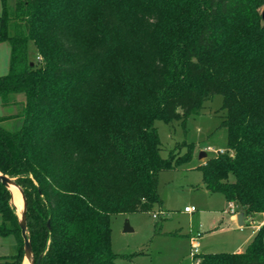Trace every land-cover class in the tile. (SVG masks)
Instances as JSON below:
<instances>
[{"label": "trees", "instance_id": "obj_1", "mask_svg": "<svg viewBox=\"0 0 264 264\" xmlns=\"http://www.w3.org/2000/svg\"><path fill=\"white\" fill-rule=\"evenodd\" d=\"M9 45L0 101V172L15 179L39 264H118L111 215L160 204L158 175L193 155H161L156 119L185 126L222 97L224 153L198 166L201 182L245 215L264 213V0H0ZM11 3V4H10ZM32 42L40 59L31 61ZM32 62V65L30 63ZM18 118L14 130L2 122ZM0 183V236L23 239ZM49 222V227L47 226ZM192 264H264V223L241 252Z\"/></svg>", "mask_w": 264, "mask_h": 264}, {"label": "rangeland", "instance_id": "obj_2", "mask_svg": "<svg viewBox=\"0 0 264 264\" xmlns=\"http://www.w3.org/2000/svg\"><path fill=\"white\" fill-rule=\"evenodd\" d=\"M263 8L264 6L260 10ZM35 53L37 54L36 49L30 41L28 56L31 61L39 60L40 56L37 54L35 57ZM8 59L9 45L5 41L0 42V75L7 72ZM23 98L19 94L15 97V103L7 106L0 102V115L18 113ZM221 104V95L215 94L203 104L197 114L187 118L185 126L180 120L167 123L159 118L154 121L162 144L163 157L171 149L179 156L184 155L187 150L186 143L194 145L193 155L176 169L159 173L157 191L160 204H153L148 212L111 215L112 250L116 253L135 254L131 259L118 258V264H192V235H196L199 224L202 225L198 237L199 254L233 252L242 234L250 231L251 222L242 229L230 226L226 222L228 215L224 216L219 225L223 229L215 230L214 227L218 226L222 218V210H229V205L221 193L208 192L205 189L198 169L202 161L215 155L209 151L206 157L199 158V150L207 146L215 150L226 149L227 132L224 127L219 126L224 116ZM19 122L18 118H11L1 124L6 129L14 130ZM185 207L190 212L186 213ZM236 209L240 212L238 206ZM15 212L17 214L18 209L15 208ZM154 214L156 217H153ZM126 224L132 231H123ZM16 247L17 240L14 235L0 236V256L14 253ZM20 264H27L23 257Z\"/></svg>", "mask_w": 264, "mask_h": 264}, {"label": "water", "instance_id": "obj_3", "mask_svg": "<svg viewBox=\"0 0 264 264\" xmlns=\"http://www.w3.org/2000/svg\"><path fill=\"white\" fill-rule=\"evenodd\" d=\"M261 19L264 22V8L261 10ZM30 65H32V62L30 63ZM202 157H206V153L203 150L199 153V158H202ZM0 183L3 186H5L9 191H10V188H9L10 185L16 186L18 188L20 194H21L22 208L17 213V216H18V220H19L20 233H21V236L23 239V252H24L23 258H24V260H27L29 262V264H39L40 263V257L35 260L33 252H32V248H31V243H30L28 233H27V226H26L27 202H26L24 193H23L22 189L17 185L14 178H11V177H9V176L1 173V172H0ZM10 194H11V191H10ZM10 202L17 209L15 204L12 202V194H11ZM243 217H244L243 212H239L237 214L238 225H243ZM47 226L49 227V222H47ZM123 231L124 232H130V231H132V228L129 227L128 224H126L123 228Z\"/></svg>", "mask_w": 264, "mask_h": 264}, {"label": "crops", "instance_id": "obj_4", "mask_svg": "<svg viewBox=\"0 0 264 264\" xmlns=\"http://www.w3.org/2000/svg\"><path fill=\"white\" fill-rule=\"evenodd\" d=\"M1 5V3H0ZM4 42V41H3ZM34 56L36 57L37 54L35 53ZM9 60V59H8ZM9 62V61H8ZM1 102V101H0ZM4 115H13L11 113L9 114H4ZM9 130V129H8ZM203 149L198 151V154L202 151ZM199 157V156H198ZM204 163V161H202V164ZM159 176V175H158ZM208 191V190H207ZM210 192V191H208ZM227 204H229L227 202ZM186 208V207H185ZM184 208V209H185ZM186 213H188L187 211H185ZM222 218L220 220V223L218 224V226L214 227L215 230H220L223 229V227H220L219 225L221 224V222H223V218L225 215H228V217L226 218V222L230 225V226H235V227H239L240 229H242L243 227H247L248 222H251V227H250V231L247 233H245L244 235L242 234V236L238 239L237 242V247H235V249L233 250V252H241L245 249V247L249 244V242L252 240L253 236L255 235L256 231L258 230L259 226L262 225L264 223V213H255L253 215H245L243 217V225H238L237 223V214L239 212H236L235 214H231L229 212V210L223 209L222 210ZM254 220V221H253ZM202 230V225L199 224L196 231L200 232ZM244 233V232H243ZM193 236V235H192ZM200 246V244H199ZM208 253V252H206Z\"/></svg>", "mask_w": 264, "mask_h": 264}, {"label": "built area", "instance_id": "obj_5", "mask_svg": "<svg viewBox=\"0 0 264 264\" xmlns=\"http://www.w3.org/2000/svg\"><path fill=\"white\" fill-rule=\"evenodd\" d=\"M40 59V58H38ZM203 151H205V153L207 152H213L214 154H221V153H224L225 152V149H218V150H215L214 148L210 147V146H207L203 149ZM228 208H229V212L231 214H235L237 212V206L235 205V203H229L228 204ZM184 211H187V212H190V210L186 207L184 209ZM153 217H156V214L153 215ZM200 236L199 232L196 233V235L192 236L193 237V243H192V246H193V254H192V259H193V263H198L200 258H199V241H198V237Z\"/></svg>", "mask_w": 264, "mask_h": 264}, {"label": "bare ground", "instance_id": "obj_6", "mask_svg": "<svg viewBox=\"0 0 264 264\" xmlns=\"http://www.w3.org/2000/svg\"><path fill=\"white\" fill-rule=\"evenodd\" d=\"M11 194H12V202L15 204V206L17 207L18 211L21 210L22 208V198H21V194L18 190V188L14 185H10L9 186ZM19 195H18V192ZM19 196H20V201H19ZM27 262V264H29V262L27 260H25Z\"/></svg>", "mask_w": 264, "mask_h": 264}]
</instances>
